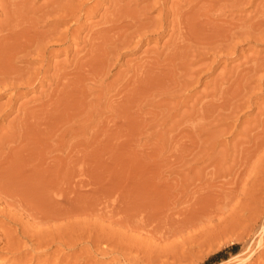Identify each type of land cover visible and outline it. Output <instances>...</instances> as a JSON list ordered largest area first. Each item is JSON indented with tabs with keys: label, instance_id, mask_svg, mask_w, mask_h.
Masks as SVG:
<instances>
[{
	"label": "rangeland",
	"instance_id": "obj_1",
	"mask_svg": "<svg viewBox=\"0 0 264 264\" xmlns=\"http://www.w3.org/2000/svg\"><path fill=\"white\" fill-rule=\"evenodd\" d=\"M116 1L114 2L113 0L110 3L111 0H108V2L107 0H75V2L74 0H0V39L3 38L0 43L4 44L9 37L14 38V36L16 41L21 39L18 36L20 37L19 34L23 30L28 37L30 35L29 38L32 40V43L29 41L32 45L29 43L28 46L33 47L36 43L39 44V42H35L37 39L33 40L37 35L36 37L43 38L41 44H45L42 47L46 48L44 62L37 57L38 55L33 52L31 54V51L28 56L24 53L26 58L22 54L25 59L21 58V54L12 56L13 63L10 62V70L7 69L10 72L12 71L14 75L17 72L15 70L20 69L19 71L22 74L18 71L16 75L19 73L18 76L22 77L21 79L16 75L13 76V73L10 76L6 67H4V70L2 67L0 69V79H2L0 80V162H3L5 166L8 165L11 170L6 169L7 166H3L5 169L1 168L3 163H0V171H3L0 173L2 174L0 175V180L2 181L0 182V198H2L0 200V239L4 237L3 234L15 235L14 232L25 231L26 233L28 230L29 235L30 233L33 234L34 231L36 232L40 227L44 229L48 227L46 225H39L40 227H38V224L34 225L33 220L30 219L29 213L31 212L32 214V211L37 210L40 203L36 204V200L34 202V199H29L27 196L23 198L25 196L23 186L28 187L26 182L27 184L29 182L26 180L31 179L33 174L35 176L38 175L37 170L39 171L38 178L34 177L40 182L33 180V184L29 183L34 185V187L35 184L38 185L40 183H47V186L50 184V186H56L57 183L58 186V182L61 180L60 186L65 188L66 183L71 180L70 183L73 186L75 185L76 188L80 186L83 189L88 188L87 190H77L78 188L74 189L75 186H71L73 187L72 190L74 189L77 193L79 191L78 194L80 195L84 194V192L86 193V191L90 192H88L89 195H94L100 184L99 189L101 186H111L109 188L117 192L120 191L118 194L123 198L121 199L122 213L125 211L123 217L127 220L135 218L138 221L139 219L137 218H141L143 220L140 219L141 222L146 227L137 228V232V229L132 230L130 228V231L129 228L124 226L108 224L105 230L112 232L117 239L128 236L130 240L127 238L122 241H125L122 244L127 247L125 251L130 253V255L132 254V257L137 258L141 264H251V262L254 264L257 259L255 264L257 262H259L258 264H264V261H261V259L264 260V244H262L264 241H261L264 240L262 239L264 237H260L264 236V142H261L264 141L262 139L264 137H261L264 136V130H262L264 129L262 127L264 126V118H262L264 117L262 115L264 112L261 111L264 110V86H262L264 83L260 84L261 80L264 81L262 79L264 78V71L260 68L264 67H256V65L264 64V41H260V43L258 41L241 43L239 42L240 39H238L239 41L232 39L228 44L235 45L237 49L233 50L230 48L231 50L227 49L228 52L226 49H220L218 53L216 52L217 50L208 51V46L198 45L193 38L191 40L182 39L184 43L181 42V38H179L180 31H177V28L173 26L176 31L172 30L170 22L168 23L169 20H172V17L168 19V16L165 18V23L168 20L167 23L169 25L165 24L163 26L162 29L164 31L161 30L159 24L155 25V27L151 26V24L146 25L144 29H149L148 31L141 29V32H144V34L142 32L143 36L150 37L147 38L148 40L141 38L142 42L141 40L137 41L140 38L137 36V40L134 39V42L137 41V43L127 39V37L126 40L128 42H125L124 33H127L125 28L123 32L122 30L120 31V34L116 31V33L106 34L103 40L101 39L102 41L98 40L97 44L94 39L91 40V35L97 32L98 29L100 30L101 27L104 28L106 19L111 18L109 15L115 9L114 3ZM123 1L118 3L120 8L129 2V0ZM160 1L164 2L159 7H154L151 0H142V3H146L152 9L149 10L148 6L141 5L148 7L144 13L147 12L148 16L150 14L149 23L152 20L154 21V19L157 20L164 12L166 13L167 9L171 11L173 4L178 7L179 5L177 4L179 3L180 7L183 6V9L181 8L183 11L190 12L189 17L194 20L196 17L198 18H196L197 21L195 20L196 23H210L208 25H211L213 30V26L216 29L223 25L226 26L225 24L233 19L230 24L235 22V24H238L237 19L239 17L240 21L245 23V20L248 21L251 17L252 23L259 16L261 7H264V4H262L264 0H255L256 4L254 0L253 2L252 0H234V2L236 1L235 3L233 0L232 3H229L231 0H211L212 3L214 2L213 4H211L210 0H205V2L204 0H198V2L196 0ZM243 1H246V3ZM194 2L197 4L195 5ZM132 3H129V5L131 4L130 10L135 7ZM184 3L186 5H183ZM189 3L195 7L188 6ZM218 3H221V6ZM223 3L226 4L224 5ZM237 3L240 4L237 5ZM110 4L114 6H111V9L108 7ZM162 4H164L163 7ZM217 4L220 7L219 9L216 6ZM13 6L14 9L11 8ZM200 7H202V10H200ZM238 7H241V9ZM16 8L17 11H15ZM208 8L210 10L213 8L215 12L211 10L209 14ZM236 8L238 12L244 11L243 15L246 14L248 16L249 14V19H247L246 15L242 16L241 13H238ZM51 9H54L55 12L46 15V12ZM18 10L23 12L20 13ZM45 10L47 11L45 12ZM79 10L81 11L79 12ZM218 10L224 15H220ZM231 10L235 12L232 13ZM226 11L227 13H225ZM160 12L162 13L160 14ZM230 12L235 14L236 17L240 14L241 16L237 18L235 15V18L232 15L227 16L226 14ZM205 13L209 15L206 16ZM251 13H255L254 15L252 14L253 18ZM64 14L65 17H62ZM123 14L124 12L122 11ZM14 15L16 16L14 17ZM25 15H27L29 20ZM66 15H69L70 18H68L69 16L66 17ZM107 15L109 18H106ZM32 16L34 18L40 17L35 18V21ZM127 16L125 15L126 19H128ZM200 16L204 18L205 23ZM18 18H20L22 23H17L19 22ZM104 18L105 21L103 22ZM24 19L27 20L25 21ZM126 19L123 22L128 24L129 22H126ZM225 19L228 21L225 22ZM148 21L143 22L148 23ZM249 21L246 24L247 26L250 24ZM16 23L18 26L15 25ZM20 24L21 27L19 28ZM215 24H218V27ZM148 26L151 29H156L153 30L155 34L157 32V36L153 30L150 31L151 29ZM16 29L18 36L14 33L17 32L15 31ZM11 31V36L6 35L11 33ZM115 34L118 36L116 37ZM151 34L153 35L151 36ZM110 35L113 37L111 38ZM121 35H124V37H120L119 40ZM177 37L179 39H176ZM109 38L114 39V42ZM121 38L122 41L124 40V46H120L122 44ZM116 39L118 40L117 42ZM174 40L179 42L175 43ZM172 41L176 45L171 43ZM190 41L195 44L193 43L192 45ZM236 41L238 46L232 44L236 43ZM102 43L104 47L100 45ZM116 43H119L118 47ZM94 44L98 45V51L95 56L88 54L90 52L89 49ZM172 45L175 48H172ZM191 45L192 47H190ZM202 46L205 47L203 48ZM198 47L200 48L197 49ZM115 48L116 50H114ZM191 48L202 54L206 53L204 56L207 57H199L203 55L201 53L194 54L195 51ZM111 49L115 51L111 53L112 56L109 55L112 51ZM185 49L188 51L183 52ZM175 50L179 53H176ZM190 50L191 52L189 53ZM171 53L175 56V59ZM215 53H217V57L221 54L218 57L219 59L215 57ZM107 54L110 57H107ZM197 54L201 55L197 56ZM97 55L98 57H96ZM92 56L94 57L92 58ZM184 56H189V58L185 57L186 59H184ZM97 58L98 62L96 61ZM199 58L202 59L200 60ZM101 59L105 61L103 62ZM188 59L190 62L187 61ZM180 60H183L182 62L185 65H182L183 63L179 64ZM22 63L24 64L22 65ZM41 65L45 67H41L43 69L39 70V72L35 71L41 69ZM21 66L26 69H22L24 72H22ZM89 66H94L95 68ZM178 66L183 69H179ZM248 66L249 68H247ZM184 67H187V69ZM255 67L259 71H255L254 73L256 74H248ZM33 71L36 72L35 75ZM198 71L200 72L195 74ZM243 75L246 76L247 80ZM8 76L10 77L9 79L7 78ZM5 78H7L6 81ZM23 79H28V81L22 82L21 80ZM187 79L188 81H186ZM224 79L227 81H224ZM181 80L183 82L179 84L178 81ZM253 81L254 83H252ZM175 82L178 85H176L177 83L174 84ZM187 82L192 84L187 85ZM8 85H12V87L10 86V88ZM6 87H9V89L6 90ZM213 90H215V94ZM256 117L258 121H256ZM33 119H36V121L34 122ZM255 123L258 125H255ZM260 123L262 126H260ZM15 156H17L19 161L17 159V162H15ZM6 160L8 161L7 163L5 162ZM82 162H85V164ZM12 163L13 167H10L9 164ZM23 167H26V169H23ZM81 168L87 171L88 174L85 172L86 177H84ZM21 169L20 174L18 170ZM79 170L81 171V178ZM24 171L25 173L33 171L30 174L31 177L29 176L30 172H27V175ZM70 171L78 172V174L69 175L68 173H73ZM5 173L10 174V176ZM11 173L14 174L13 180L10 178L12 182L9 181V183L5 182L3 184L6 180L8 182L9 178H6L7 176L12 177ZM64 174H67L68 177H64ZM22 175H26V177ZM3 178L6 180L3 181ZM20 178H23L25 185H21L22 180ZM82 178H87L85 181H88L86 184L89 186L79 183H84V179L80 180ZM15 179L18 181L14 183ZM32 179L29 181L32 182ZM76 179L79 180L77 181ZM23 181L22 183H24ZM76 181L80 186L77 183V185L74 184ZM89 181L91 183L96 182L97 187H93V189L96 188L95 190L92 189L91 191L90 187L95 182L91 184ZM14 184L22 187H17L21 192H19V189L17 190L19 195L23 193L20 196L23 202H20L18 197H16L18 199L14 197L12 201L5 196L6 194L12 195L9 193V189ZM2 188L4 190L9 189L4 191ZM74 190L73 192H75ZM33 191L29 192V196L36 194L35 190ZM73 192L70 193L73 194ZM77 193H74V196L76 194L75 197L72 194L69 196L66 194V197L67 199L76 198ZM88 193L84 195L87 196ZM127 194L128 196L126 197ZM84 195L81 197L84 198ZM42 196L43 194L41 193ZM26 198H28V201ZM110 200L112 201V198ZM29 201L36 205L26 204ZM111 201L109 205L113 207ZM14 202L19 203L16 205ZM20 203L24 205L22 204L21 206ZM25 205L32 207H26ZM12 206H16V208ZM20 206L22 209H17ZM3 208L4 210H2ZM12 208L19 210V214L14 209L12 214ZM31 208H34V210H31ZM135 210L138 214H136ZM131 211L135 214L131 213ZM24 214H26L25 217ZM72 217H69L70 220L62 218L69 221L76 220L75 222H70L71 224L62 219H58L57 221L59 222L56 220L51 222L49 226L53 229L51 231L56 229L55 231L61 232L62 230L61 233H65L63 234L64 237L70 236L69 238H71L85 228L87 232L93 231L95 233V231H98L97 229L100 230L103 222L96 216H90L94 217V219L89 216L87 218L84 215L83 217L81 215ZM78 218L82 220L81 223L83 224L79 223ZM82 218H84V222ZM21 219H24L25 223ZM87 220L88 222H86ZM90 220L96 221L92 222ZM15 222H17L18 226H23L18 227ZM60 222L64 225L58 227L59 224L57 225V223ZM52 226L56 227L53 228ZM61 226L66 229L64 228L63 230ZM20 228L22 229L21 231ZM92 228L95 230H92ZM67 230L70 232L69 235ZM122 234L125 236H122ZM126 241L128 242L126 243ZM131 242L133 243L130 244ZM255 244H260V246L258 245L257 248ZM3 247L5 248L0 243V264H25L26 262V264H49L45 262V255H39L35 261L24 262L26 259L23 260L22 257L18 256L17 250L15 251L13 248L4 250L2 249ZM253 247L256 249H252ZM250 252L253 254H250ZM245 254L251 255L249 259ZM244 256L247 259L245 262L243 260ZM128 262L127 260L126 263L128 264ZM129 264L132 263L129 262Z\"/></svg>",
	"mask_w": 264,
	"mask_h": 264
},
{
	"label": "bare ground",
	"instance_id": "obj_2",
	"mask_svg": "<svg viewBox=\"0 0 264 264\" xmlns=\"http://www.w3.org/2000/svg\"><path fill=\"white\" fill-rule=\"evenodd\" d=\"M110 1V0H109ZM112 1L113 0H111V2L110 3H112ZM123 0H117L116 1V3H114L115 2V0H114V6H115V9H113L112 10V14H108L109 16H111V18H109V16L107 15L106 16V18L108 17L109 19H106V22H105V24H104V28H100V30L98 29V31L97 32H95V33H92V35H91V40L92 39H94L95 41V43H97L98 44V40H103V37H105V35L106 34H109V33H114L115 31L116 32H119V34L121 33L120 31L122 30V32H123V29H125L126 28V30H127V33L125 34L124 33V35H125V42H128L127 40H126V37H127V39H129V40H133V42H134V39L135 40H137V36H139L138 38V40L137 41H140L141 40V38H144V39H146V40H148L147 38L149 37V36H146L145 37V35L143 36L142 35V32H141V29H143L144 31L145 30H149V29H144V28H146V25H150L151 24V26H153V27H155V25L157 26V24H159V26H160V28H161V30H163L162 28H163V26H165V24H168L169 22H170V26H171V28H172V30L176 27L177 28V31L179 30L180 31V33H179V38H181V42H183L184 43V41L183 40H185V39H189V40H191L192 38L195 40V42H197L198 43V45L200 44V46L201 45H206V46H208V51H210V50H217L216 52L218 53V50H225L226 49V51H227V49H233V50H235V49H237L236 48V46L234 45H229L228 43L229 42H231L230 40H234V39H236V40H238V39H240V41L239 42H252V41H258L259 43H260V41H264V7H261L260 9H261V11H260V14H259V16L256 18V20L255 21H252V23H251V17H250V19L248 18V16H249V14H248V12H247V14H248V16H247V19H249L248 21H249V23L250 24H248V26L246 25L247 24V20H245L246 21V23L245 22H242V21H240V17L239 16H241V14H242V16H245V15H243V12H238V9L236 10L238 13H241L240 15H238L237 17H239L237 20H238V24H230V22H232L233 20H231L229 23H226L225 25L226 26H222V27H219V28H215V26H213L214 27V30H213V28H211V25L209 26L208 24H210V23H208L207 24V22H206V24H198V23H196L195 22V20H196V18H195V20L193 19V18H191V17H189V13L190 12H187L186 10L185 11H183L182 9V7H180V4L178 3H176L177 5H179L178 7L177 6H175V4H173L174 6L172 7V9H171V11H168V9H167V11H166V13L164 12L157 20H155L154 19V21L152 20L150 23H149V21L148 20H150V18H149V16H150V14H149V16L146 14V13H144L145 12V10H146V8H148L149 6L145 3H142V0H135V1H133V0H129V2H127L128 4H126L124 7H119V5H118V3H121ZM150 1V0H149ZM152 2V6H154V7H156V6H160L161 5V3H163V2H161L160 0H151ZM184 1V0H183ZM182 1V2H183ZM188 1H191V0H188ZM193 1V0H192ZM197 2H198V0H196ZM206 1H209V0H206ZM211 1V0H210ZM220 1H222V0H220ZM227 1V0H226ZM229 1V0H228ZM237 1V0H236ZM235 1V2H236ZM239 1V0H238ZM7 2V1H6ZM10 2V1H9ZM67 2V1H66ZM70 2V1H69ZM74 2H75V0H74ZM107 2H108V0H107ZM124 2V1H123ZM131 2H133L132 3V5H134L135 7H134V9L132 8V10H130V6H131V4L129 5V3H131ZM144 2V1H143ZM147 2V1H146ZM204 2H205V0H204ZM217 2V1H216ZM233 2H234V0H233ZM234 2V3H235ZM243 2H245L246 3V1H243ZM249 2V1H248ZM251 2V1H250ZM252 2H253V0H252ZM251 2V3H252ZM262 2H264V1H262ZM3 3V2H2ZM8 3V2H7ZM99 3V2H98ZM151 3H150V5H151ZM191 3V2H190ZM190 3L188 4V6H192V5H190ZM195 3V5L197 4L196 2H194ZM199 3H200V1H199ZM202 3V2H201ZM207 3V2H206ZM214 3V2H213ZM212 3V1H211V4H213ZM229 3H232V0H231V2L229 1ZM233 3V4H234ZM244 3V4H245ZM251 3H249L250 5H251ZM254 3L256 4V2H255V0H254ZM13 4V3H12ZM12 4H10V5H12ZM19 4V3H18ZM65 4V3H64ZM107 4H109V3H107ZM145 5V6H148V7H144V6H141V5ZM182 4V3H181ZM205 4V3H204ZM209 4V3H208ZM218 4H220V6H221V3H218ZM218 4L216 5V6H218ZM224 5L226 4V3H223ZM222 4V5H223ZM238 4H240V3H237V5ZM254 4V5H255ZM262 4H264V3H262ZM14 6H15V4H13ZM21 5V4H20ZM71 5V4H70ZM113 5V4H112ZM111 4L110 5H108V7H110V9H111V6H112ZM124 5V4H123ZM163 5L164 4H162V7H163ZM183 5H186L185 3L183 4ZM199 5V4H198ZM227 5H228V2H227ZM235 5V4H234ZM259 5H261V3H259ZM14 6L13 7H11V8H13L14 9ZM79 6H80V4H79ZM97 6H98V4H97ZM114 6H112V7H114ZM206 6V5H205ZM212 6V5H211ZM215 6V7H216ZM257 6H258V4H257ZM20 7V6H19ZM24 7V6H23ZM161 7V8H162ZM187 7V6H186ZM193 7H195V6H192V8ZM209 7V6H208ZM214 7V8H215ZM229 7H231V6H229ZM245 7H246V5H245ZM248 7H250V6H248ZM252 7V6H251ZM259 7V6H258ZM10 8V9H11ZM21 8V7H20ZM63 8H65V7H63ZM68 8V7H67ZM70 8V7H69ZM79 8H81V7H79ZM150 8V7H149ZM160 8V9H161ZM182 8V9H181ZM201 8V9H200ZM200 8H198V9H200V10H202V7H200ZM203 8H204V5H203ZM220 7L218 6V9H219ZM224 8V7H223ZM222 8V9H223ZM226 8V7H225ZM239 8V7H238ZM55 9V8H54ZM54 9H51V10H45V12H46V15H50V14H53L54 12H55V10ZM73 9V8H72ZM84 9V8H83ZM165 9V8H164ZM187 9V8H186ZM189 9V8H188ZM191 9V8H190ZM197 9V10H198ZM209 9V8H208ZM221 9V10H222ZM232 9V8H231ZM239 9H241V7L239 8ZM244 9V8H243ZM242 9V10H243ZM259 9V10H260ZM62 10V9H61ZM75 10V9H74ZM149 10H152L151 8L149 9ZM193 10V9H192ZM204 10V9H203ZM211 10H213V8L211 9ZM210 9H209V14H210V11H211ZM234 10V9H233ZM255 10V9H254ZM11 12H12V10H10ZM15 11H17V8H16V10ZM14 11V12H15ZM19 12H20V10H18ZM59 11H60V9H59ZM63 11H64V9H63ZM81 10H79V12H80ZM122 11L124 12V16L122 15ZM162 11V10H161ZM193 11H196V10H193ZM205 11H207V10H205ZM214 11V10H213ZM229 11V10H228ZM241 11V10H240ZM252 11V10H251ZM256 11V10H255ZM21 12H23L22 10H21ZM20 12V13H21ZM42 12H44L43 10H42ZM41 12V13H42ZM74 12V11H73ZM109 12V13H110ZM127 12H129V13H127ZM151 12V11H150ZM196 12H198V11H196ZM200 12V11H199ZM215 12V11H214ZM220 12V15H224V13H222L221 14V11H219L218 10V13ZM231 12H232V10H231ZM231 12L230 13H228V14H230V15H228V14H226L227 16H233V18H235L236 17V15L235 14H231ZM233 12H235V11H233ZM232 12V13H233ZM20 13H18V15H20ZM38 13V12H37ZM48 13V14H47ZM71 13H72V10H71ZM127 13V14H126ZM162 12H160V14H161ZM208 13V12H207ZM225 13H227V11L225 12ZM246 13V12H245ZM11 14V13H10ZM14 14V13H13ZM56 14H57V11H56ZM67 14V13H66ZM69 14V13H68ZM209 14H207V15H209ZM211 14H213L212 12H211ZM253 13H251V15H252ZM255 14V13H254ZM253 14V15H254ZM8 15V14H7ZM12 15V14H11ZM17 15V14H16ZM16 15H14V17L16 16ZM17 15V16H18ZM44 15V14H43ZM125 15H128L127 16V18L128 19H126V17H125ZM191 15V14H190ZM194 15V14H193ZM205 15H206V13H205ZM206 15V16H207ZM234 15H235V17H234ZM253 15H252V18H253ZM5 16V15H4ZM24 16V15H23ZM26 17H27V15H25ZM69 15H66V17H68ZM169 16V18L168 19H170V17H172L171 19V21L169 20H167L168 21V23H167V21H166V23H165V18H167ZM212 16H215V15H212ZM256 16V15H255ZM254 16V17H255ZM9 17H10V15H9ZM12 17V16H11ZM26 17H24V18H26ZM33 17V16H32ZM38 17H40V16H38ZM38 17H35V18H38ZM62 17H65V14H64V16H62ZM61 17V18H62ZM123 17H125V18H123ZM151 17V16H150ZM236 17V18H237ZM20 18H21V20H22V17L20 16ZM20 18H18L19 19V22H17V23H20L21 22V20H20ZM34 18V17H33ZM34 18V19H35ZM52 18V17H51ZM68 18H70V16L68 17ZM153 18V17H152ZM155 18V17H154ZM200 18L201 19H203V22H204V18H202L201 16H200ZM227 18V17H226ZM231 18V17H230ZM17 19V18H16ZM27 19H28V17H27ZM26 19V20H27ZM31 20H32V18H30ZM40 19V18H39ZM124 19H126V22H129L128 24H125L124 22H123V20ZM198 19V18H197ZM209 19H210V16H209ZM243 19V18H242ZM25 20V19H24ZM25 20V21H26ZM29 20V19H28ZM129 20V21H128ZM221 20V19H220ZM254 20V19H253ZM17 21V20H16ZM23 21V20H22ZM33 21V20H32ZM35 21H36V19H35ZM38 21H40V20H38ZM105 21V18H104V20H103V22ZM143 21H145V22H147L148 21V23H145V22H143ZM197 21V20H196ZM209 22H210V20H208ZM215 21H217V20H215ZM226 21H228V20H226L225 19V22ZM219 23H220V21H218ZM222 22V21H221ZM224 22V23H225ZM17 23L15 24V25H17ZM22 23V22H21ZM31 23V22H30ZM171 23H172V25H171ZM205 23V22H204ZM212 23H213V19H212ZM216 23V22H215ZM218 23V24H219ZM223 23V24H224ZM6 25H7V23H5ZM218 24L216 25V27H218ZM221 24V23H220ZM228 24V25H227ZM103 25V24H102ZM107 25V26H106ZM145 25V26H144ZM169 25V24H168ZM214 25V24H213ZM9 26V25H8ZM18 26V25H17ZM106 26V27H105ZM174 28H173V27ZM198 26H200V27H198ZM3 27V26H2ZM21 27V24H20V26H19V28ZM24 27V26H23ZM32 27V26H31ZM149 27V26H148ZM147 27V28H148ZM167 27V26H166ZM169 27V26H168ZM6 28V27H5ZM9 28H11V27H9ZM9 28H7V29H9ZM30 28V27H29ZM150 28V27H149ZM159 28V29H160ZM170 28V27H169ZM170 28V29H171ZM6 29V30H7ZM23 29V28H22ZM25 29V28H24ZM151 29V28H150ZM153 29H155V28H153ZM153 29H151L150 31H152ZM159 29H157V30H159ZM216 29V30H215ZM5 30V31H6ZM25 30H27V29H25ZM125 30V31H126ZM156 30V29H155ZM171 30V32H173ZM175 31H176V29H174ZM2 31H4V30H2ZM15 31H17V29L15 30ZM22 31V32H21ZM20 32H21V34H19L20 35V37L17 35V33H18V31L17 32H14L15 33V35L16 36H18V38H21V39H17V41H16V39H14L15 38V36H14V38H11V37H9V39H7L6 41H5V43L4 44H1L0 43V69H1V67H2V69L4 70L5 68L4 67H6V70H7V72L10 70L9 69V67H10V62H12V56H14V55H18V54H21V58H24L23 57V55H24V53L28 56V54H29V52L31 51V54H32V52L35 54V55H38L37 57H39L40 59H42V61L44 62V60L43 59H45L46 57L44 56V54H45V52H46V48L45 47H42L43 45H45V44H41L42 42H43V38H41V37H36L37 35L36 34H33V35H36L34 38H33V40L35 41L36 39V41L35 42H39V44H35V45H33V47L32 46H28L29 45V43L32 41V40H30V35H29V37H28V35H27V33H24L23 32V30H21ZM28 31V30H27ZM149 31V32H150ZM164 31V30H163ZM7 32V31H6ZM9 32V31H8ZM28 32H31V31H28ZM115 32V33H116ZM153 32H154V30H153ZM158 32H162V31H158ZM32 33V32H31ZM34 33V32H33ZM11 34H12V31H11V33H9V34H6V35H8V36H11ZM141 34V35H140ZM143 34H144V32H143ZM145 34H146V32H145ZM154 34H155V32H154ZM156 34H157V32H156ZM155 34V35H156ZM3 35V34H2ZM51 35V34H50ZM113 35V34H112ZM112 35H110V37L112 38L113 36ZM116 35V34H115ZM124 35H121V36H119V40H120V37H124ZM150 35V34H149ZM153 34H151V36H152ZM177 36H178V34H176ZM7 36V37H8ZM118 35H116V37H117ZM157 36V35H156ZM159 36V35H158ZM173 36V35H172ZM175 36V35H174ZM0 37H1V35H0ZM12 37H13V35H12ZM116 37H114V38H116ZM176 37V36H175ZM62 38V37H61ZM111 38H109V39H111ZM150 38V37H149ZM152 38V37H151ZM174 38V37H173ZM178 37L176 38V39H179ZM1 39H3V38H1ZM0 39V40H1ZM108 39V41H110ZM118 39V38H117ZM116 39V42L118 41ZM124 39V38H123ZM175 39V38H174ZM183 39V40H182ZM5 40V39H4ZM101 40V41H102ZM112 41L114 40V39H111ZM30 41V42H29ZM33 41V42H34ZM90 41V40H89ZM97 41V42H96ZM121 41H122V38H121ZM137 41L136 42H134V43H137ZM4 42V41H3ZM88 42V41H87ZM92 42V41H91ZM91 42H89V43H91ZM94 42H92V43H94ZM100 42V41H99ZM114 42V41H113ZM141 42H142V40H141ZM174 42H175V40H174ZM173 41L171 42V43H174ZM177 42H179V41H176L175 43H177ZM180 42V43H181ZM191 42V41H190ZM257 42V43H258ZM32 43V42H31ZM30 43V44H31ZM88 43V44H89ZM91 43V44H92ZM132 43V42H131ZM174 43V44H175ZM186 43H188L187 41H186ZM194 43V42H193ZM193 43L191 42V44L193 45ZM237 41H236V43H232V44H236L237 45ZM40 44H41V46H40ZM97 44H94V45H92L91 46V48L89 49V51L90 52H88V54L90 53V55H96V52L98 51V45ZM109 44V43H108ZM117 44V47L119 46V43H116ZM124 44V40L122 41V44L120 45V46H124L123 45ZM127 44V43H126ZM130 44V43H129ZM173 44V45H174ZM195 44V43H194ZM248 44V43H247ZM32 45V44H31ZM90 45V44H89ZM100 45H103V43L102 44H100ZM173 45H172V48H175V46L173 47ZM176 45V44H175ZM180 45V44H179ZM185 45V44H184ZM188 45H190V44H188ZM187 45V46H188ZM192 45L190 46V47H192ZM227 45H229V46H227ZM244 45V44H243ZM127 46V45H126ZM182 46V45H181ZM195 46V45H194ZM238 46V45H237ZM103 47H104V45H103ZM103 47H101V48H103ZM115 47V46H114ZM116 47V48H117ZM185 47H186V45H185ZM203 47V46H202ZM205 47V46H204ZM203 47V48H204ZM113 48V47H112ZM116 48L114 49V50H116ZM200 47H198L197 49H199ZM207 48V47H206ZM239 48V47H238ZM106 49H108V48H106ZM191 49H193V51H195V53L194 54H196V53H201V52H199V51H197V50H194V48H191ZM230 49V50H231ZM100 50V49H99ZM112 50V49H111ZM114 50H112L111 52H110V54H109V52H108V54L109 55H111V53H114L115 51ZM201 50V49H200ZM106 51V50H105ZM108 51V50H107ZM176 51V50H175ZM174 51V52H175ZM178 51H181V50H178ZM186 51H188V50H184L183 52H186ZM192 51V52H193ZM202 51V50H201ZM207 51V52H208ZM104 52V51H103ZM102 52V53H103ZM173 52V53H174ZM191 52V50L189 51V53ZM215 52V51H214ZM228 52V51H227ZM231 52V51H230ZM229 52V53H230ZM234 52V51H233ZM238 52V51H237ZM2 53V54H1ZM117 53V52H116ZM176 53H179V52H177L176 51ZM176 53H175V55H176ZM188 53V54H189ZM217 53H215V57H217L216 56V54ZM220 53V52H219ZM221 53H223L222 51H221ZM226 53V52H225ZM228 53V54H229ZM236 53V52H235ZM23 54V55H22ZM107 54V57L109 56ZM172 54V53H171ZM181 55H182V53H180ZM184 54V53H183ZM193 54V53H192ZM202 54V53H201ZM201 54H197V56L198 55H201ZM206 54V53H205ZM205 54H202L203 56H199V57H207V56H204ZM231 54V53H230ZM234 54V53H233ZM173 55V54H172ZM178 56H179V54H177ZM180 55V56H181ZM186 55H187V53H186ZM208 55V54H207ZM212 55V54H211ZM221 55V54H220ZM220 55H218V57L220 56ZM223 55V54H222ZM224 55H226V54H224ZM25 56V55H24ZM94 56H92V58L94 57ZM99 56H101V55H99ZM106 56V55H105ZM112 56V55H111ZM174 56V55H173ZM191 57H192V55H190ZM196 58H197V56L196 55H194ZM209 56V55H208ZM36 57V58H37ZM96 57H98V55L96 56ZM110 57V56H109ZM177 57V56H176ZM185 57H187V56H184V59H186ZM217 57V58H218ZM19 58V57H18ZM25 58H26V56H25ZM24 58V59H25ZM91 58V59H92ZM102 58V57H101ZM183 58V57H182ZM187 58H189V56L187 57ZM202 58H199L200 60L202 59ZM27 59H29L28 57H27ZM174 59H175V56H174ZM191 59V58H190ZM193 59V58H192ZM195 59V58H194ZM219 59V58H218ZM19 60V59H18ZM34 60V59H33ZM24 61V60H23ZM22 61V62H23ZM26 61V60H25ZM28 61V60H27ZM30 61V60H29ZM41 61V62H42ZM97 62H98V58H97V60H96ZM101 61H103V59H101ZM105 61V60H104ZM103 61V62H104ZM179 61V60H178ZM181 62H179V64L180 63H183L182 65H185L184 64V62H182L183 60H180ZM187 61H189L190 62V60L188 59ZM192 61V60H191ZM255 61V60H254ZM21 62V61H20ZM31 62H35V61H31ZM40 62V61H39ZM174 62H175V60H174ZM194 62V61H193ZM195 62L197 63V61L195 60ZM252 62H253V60H252ZM7 63H8V65H7ZM13 63V62H12ZM25 63V62H24ZM24 63H22V65L24 64ZM28 63V62H27ZM95 63V62H94ZM106 63H107V60H106ZM173 63V62H172ZM176 63H178V62H176ZM200 63V62H199ZM256 63V62H255ZM21 64V63H20ZM29 64V63H28ZM32 64V63H31ZM31 64H30V66H31ZM35 64V63H34ZM201 64V63H200ZM252 64V63H251ZM261 64V63H260ZM103 65V64H102ZM104 65H105V63H104ZM103 65V66H104ZM255 65V64H254ZM13 66H14V64H13ZM26 66V65H25ZM202 66V65H201ZM203 66H205V65H203ZM253 66V65H252ZM251 66V67H252ZM41 67H43V65H41L40 66V68ZM45 67V66H44ZM43 67V68H44ZM89 67H94V66H89ZM256 67H264V64H261V65H256ZM256 67H255V69H256ZM9 70H8V69ZM19 68V67H18ZM18 68H15V69H18ZM24 67H22L21 66V70L23 69ZM43 68H41V69H38V70H35V71H37V72H39V70H42ZM95 68V67H94ZM178 68L179 69H183V68H180L179 66H178ZM184 68H186L187 69V67H184ZM247 68H249V66L247 67ZM201 69V68H200ZM202 69H203V67H202ZM201 69V70H202ZM252 69V68H251ZM254 69V68H253ZM250 70V71H252V72H250V73H248V74H251V73H254L255 71H259L258 69H256V70ZM260 69H262V71H264V68H260ZM3 70H2V72H3ZM6 70H5V72H6ZM20 69H18V70H15V72L17 71H19ZM24 70H26L25 68H24ZM28 70V69H27ZM193 70V69H192ZM197 70H198V68H197ZM249 70V69H248ZM30 71H31V68H30ZM183 71V70H182ZM195 71V70H194ZM17 72H16V74H17ZM22 72H24L23 70H22ZM34 72V71H33ZM186 72V71H185ZM184 72V73H185ZM196 72V71H195ZM194 72V73H195ZM200 71H198L197 73H195V74H198ZM243 72H245V71H243ZM9 73H10V76H11V73H13L12 71L10 72L9 71ZM19 73H21V71H19ZM19 73H18V75H19ZM35 73L36 72H34L33 74L35 75ZM183 73V74H184ZM189 73V72H188ZM259 73V72H258ZM257 73V74H258ZM3 74H5V73H3ZM3 74H2V77H3ZM7 75H8V73H6ZM15 74V75H16ZM22 74V73H21ZM24 74V73H23ZM26 74V73H25ZM27 74H29V73H27ZM32 74V73H31ZM39 74V73H38ZM187 74V73H186ZM195 74H193V75H195ZM244 74V73H243ZM248 74H245V75H248ZM254 74H256V73H254ZM14 75V73H13V76H15ZM18 75H16V76H18ZM242 75V74H241ZM245 75H243V76H245ZM1 76V75H0ZM22 76H25V75H22ZM240 76V75H239ZM249 76V75H248ZM252 76V75H251ZM179 77H180V75H179ZM184 77V76H183ZM192 77H194V76H192ZM254 77V76H253ZM8 79L10 78L9 76L7 77ZM7 78H5V81L7 80ZM14 78V77H13ZM18 78H22V77H19L18 76ZM181 78H182V76H181ZM180 78V79H181ZM191 78V77H190ZM195 78V77H194ZM198 78V77H197ZM244 78H246V76L244 77ZM243 78V79H244ZM3 79H4V77H3ZM192 79V78H191ZM227 79V78H226ZM226 79H224V81L226 80ZM237 79V78H236ZM253 79H255V78H253ZM259 79H261V78H259ZM262 79H264V78H262ZM0 80H2V79H0ZM184 80H185V77H184ZM196 80V79H195ZM198 80V79H197ZM223 80V79H222ZM228 80V79H227ZM226 80V81H227ZM246 80H247V78H246ZM246 80H243V81H246ZM4 81V80H3ZM22 82L23 81H25V82H27L28 81V79H23V80H21ZM186 81H188V79L186 80ZM190 81V80H189ZM194 81V80H193ZM201 81V80H200ZM221 81V80H220ZM241 81V80H240ZM239 81V82H240ZM254 81H256V80H254ZM254 81L252 82V83H254ZM260 81V80H259ZM259 81H258V83H259ZM179 82V84H180V82H183L182 80L181 81H178ZM257 82V81H256ZM261 83L260 84H262V83H264V81H260ZM177 82H175L174 84H176ZM221 83V82H220ZM223 83V82H222ZM244 83V82H243ZM248 83V82H247ZM250 83H251V80H250ZM3 84V83H2ZM173 84V83H172ZM183 84V83H182ZM181 84V86L183 87V88H185L183 85ZM188 84H192V83H188L187 82V85ZM196 84V83H195ZM198 84H199V82H198ZM259 84V85H260ZM176 85H178V83L176 84ZM197 85V84H196ZM200 85V84H199ZM251 85V84H250ZM253 85V84H252ZM259 85H258V87H259ZM6 86H7V84H6ZM9 86V85H8ZM11 87H12V85H10ZM9 86V87H10ZM21 86V85H20ZM245 86H246V84H245ZM262 86H264V85H262ZM261 86V87H262ZM0 87H1V84H0ZM9 87L6 89V90H8L9 89ZM10 87V88H11ZM247 87V89H248V86H246ZM249 87H251V86H249ZM3 88V87H2ZM1 88V89H2ZM176 88H177V86H176ZM178 88H179V86H178ZM240 88H242V87H240ZM255 88V87H254ZM181 89V88H180ZM216 89V88H215ZM245 89V88H244ZM250 89V88H249ZM177 90H179V89H177ZM184 90V89H183ZM178 92V91H177ZM215 92V90H213V93ZM215 94V93H214ZM181 98H182V96H181ZM178 102V101H177ZM179 102H180V99H179ZM178 105V104H177ZM262 112H264V110H261ZM261 113V112H260ZM35 114V113H34ZM261 115V114H260ZM262 115H264V114H262ZM36 116V115H35ZM34 116V117H35ZM258 116V115H257ZM32 117H33V115H32ZM36 118V117H35ZM261 118V117H260ZM262 118H264V117H262ZM34 120V122L36 121V119H33ZM260 120H262V119H260ZM256 121H258L257 120V117H256ZM260 122V121H259ZM259 122H257V123H259ZM262 123V122H261ZM261 123H260V126H262L261 125ZM255 125H258V124H256L255 123ZM262 127H264V126H262ZM262 130H264V129H262ZM259 133H261L260 131H259ZM258 133V134H259ZM258 134H256V135H258ZM262 134V133H261ZM245 136H248V135H245ZM258 137V136H257ZM261 137H264V136H261ZM254 138H255V136H254ZM262 139H264V138H262ZM255 141V140H254ZM260 141V140H259ZM261 142H264V141H261ZM257 145V144H256ZM8 155V154H7ZM7 155H6V157H7ZM1 157V156H0ZM10 157V156H9ZM20 157V156H19ZM3 158V157H2ZM5 158V157H4ZM14 158V157H13ZM25 158H26V156H25ZM17 156H15V162H17ZM22 159H24V158H22ZM4 160V159H3ZM8 160V159H7ZM5 161L6 163L8 162V161ZM11 160V159H10ZM26 160V159H25ZM18 161H19V159H18ZM0 163H3V162H0ZM83 163V162H82ZM4 164V163H3ZM3 164H1V168H4L3 166H5V164L3 165ZM83 164H85V162L83 163ZM10 165V167H13L12 165H13V163L12 164H9ZM7 166V167H6ZM5 167H6V169H8L9 171H11L9 168H8V165H6ZM83 167H84V165H82ZM86 166V165H85ZM14 167H17V166H14ZM0 168V169H1ZM85 168V167H84ZM5 169V168H4ZM3 169V170H4ZM16 169H18V168H16ZM23 169H26V167L24 168L23 167ZM32 170V169H31ZM34 171H35V169H33ZM72 170V169H71ZM81 170H82V172L84 173V177H86L85 176V172L87 173V171L86 170H84V169H82L81 168ZM84 170V171H83ZM7 171V170H6ZM20 171H22V169L21 170H18V173H20L21 174V172ZM74 171V170H73ZM73 171H70V172H73ZM78 171V170H77ZM77 171H75V172H77ZM80 171V170H79ZM1 172H3V171H0V173ZM28 173H29V176L31 177V173L33 172V171H27ZM26 172V173H27ZM36 172H38V175H39V171H37L36 170ZM10 173V172H9ZM17 173V174H18ZM24 173H25V171H24ZM25 173V174H26ZM28 173H27V175H28ZM65 173H68V172H65ZM6 174V173H5ZM12 174V173H11ZM69 175H72V174H75V175H77L78 174V172L77 173H68ZM88 174V173H87ZM0 175H2V174H0ZM6 175H8V174H6ZM5 175V176H6ZM13 175L14 174H12L11 176L12 177H8V176H10V174L6 177V178H9L8 179V182H7V180L5 179V178H3V181L4 180H6V181H4L3 182V184L6 182V183H9V181H10V178H12L11 180H13ZM38 175H34L33 174V176H32V182H30L31 181V179H24V180H26V181H28L29 183H32L33 184V180L35 181H37L38 183L40 182V180H37L36 178H38L37 176ZM65 176L64 177H68V175L67 174H64ZM74 175V177L76 178V176ZM80 178H81V171H80ZM78 175V176H79ZM15 176H17V175H15ZM14 176V177H15ZM18 176H20L19 174H18ZM17 176V177H18ZM22 176H25L26 177V175H22ZM21 176V177H22ZM36 178H35V177ZM73 176V175H72ZM25 177H23V178H25ZM71 177V176H70ZM89 177V176H88ZM23 178H20L21 180L23 179ZM62 178V177H61ZM100 178V177H99ZM1 179V178H0ZM19 179V180H20ZM39 179H40V177H39ZM55 179V178H54ZM64 179H66V178H64ZM70 179V178H69ZM69 179H67L68 181H69ZM84 178H82V179H80V180H83ZM87 178H85L84 179V183H82V182H79L81 185L82 184H86V182H88V181H85ZM95 179H97V178H95ZM56 180V179H55ZM54 180V181H55ZM66 180V181H67ZM77 181L79 180V179H76ZM92 180H93V178H92ZM15 181H18L17 179H15L13 182L15 183ZM23 181V180H22ZM22 181H21V185H25V181H23L24 183H22ZM35 181V182H36ZM57 181V180H56ZM61 181V180H60ZM60 181L58 182L59 183V185L57 186V183H56V186H47V183L45 184V183H43V184H35V182H34V184H35V187H34V185H30L29 183V185L27 184V182H26V185L28 186V187H25V186H23V189H25L24 191H23V193H25L24 195V197L23 198H25L26 196L29 198V199H34L33 201L34 202H36V204L37 203H40L39 204V208H37V210H35V211H32L33 213L31 214V212L29 213L30 215L29 216H31V218L30 219H32L33 220V224L34 225H36V224H38V227H40L39 225H46V226H48V227H46L45 229L43 228H41L40 227V229H35L36 230V232L34 231L33 232V234H29L28 235V230H27V232L25 233V231L24 232H14L15 233V235L13 234V235H6V234H3L4 235V237L3 238H1L0 239V243L1 244H3V246H5V248L3 247L2 249H4V250H9L10 248H13V249H15V251L17 250L18 251V256H20V257H22L23 258V260L24 259H26V260H24V262L25 261H28V262H31V261H35V260H37V257L39 256V255H45L46 256V260H45V262H47V263H51L52 264V262H53V264H124V263H126L127 262V260L130 262V263H132V264H138V263H140L139 262V260L137 259V258H134V257H132L131 255H130V253H126V248L127 247H125L122 243H124V242H122L123 241V239H129V237L128 236H126V238L125 237H121V239H120V237H119V239H117V237L115 236V235H113L112 234V232L110 233L109 231H106L105 229H106V227H108V224L109 225H116V226H124V227H126V228H129V230L131 231V229L130 228H132V230L133 229H137V228H140V227H146V225H143V222H141V218H137V219H139V221L138 220H136L135 218V220L134 219H125L124 217H123V214L125 213V211H124V213H122V211H123V209L121 208V206H122V202H121V199H123V198H121L120 197V195L118 194V193H120V191L119 192H117V191H115L114 189H112V188H109V187H111V186H109V187H100V189H99V186L101 185H99L98 186V190H97V192L95 191V193H94V195H89V193L86 191V193H88L87 194V196H85L86 195V193L84 192V194H82V195H80V194H78L79 193V191H78V193L74 190V189H77L76 188V186H75V188L73 189L75 192H73V190H72V188L74 187L73 186V184H71L70 182H71V180H70V182H68V183H66V181H65V183H66V185H65V188H63V187H61L60 186ZM77 181L74 183V184H76L77 183ZM0 182H2L1 180H0ZM10 182H12V181H10ZM53 182V181H52ZM90 182V181H89ZM95 182V181H94ZM94 182H90L91 184H93ZM98 182V181H97ZM19 183H20V181H19ZM19 183H17V184H19ZM49 183H51V182H49ZM48 183V184H49ZM54 183V182H53ZM65 183H63V184H65ZM2 184V183H1ZM16 184V185H17ZM47 186H45V185ZM62 184V183H61ZM78 184V183H77ZM76 184V185H77ZM20 185V184H19ZM19 185H17V186H15V184L13 185V186H10V187H12V188H10L9 186V193L10 194H12V195H8V194H1V195H5V196H7V198H9V200H12L14 197L16 198V197H18V198H20V202H23V201H21V198L22 197H20V196H22L23 195V193H22V195H19V192H21V190L19 189V188H22L21 186L19 187ZM43 185V186H42ZM87 186H89L88 184H86ZM95 185V186H94ZM94 185H91L90 187H91V191H92V189H93V187H97V184H96V182H95V184ZM71 186H73V187H71ZM78 186H80L79 184H78ZM104 186V185H103ZM106 186H108V185H106ZM17 187H19V188H17ZM85 187V186H84ZM89 187V188H90ZM119 187V186H118ZM4 188H6V187H4ZM4 188H2L3 190H4ZM81 186L77 189V190H82L83 188H81ZM8 189H5L6 191L8 190ZM17 189H19V192H18V190ZM88 189V188H87ZM86 188H84L83 190H87ZM96 189V188H95ZM95 189H93V190H95ZM4 190V191H5ZM33 190H35V195H31V193H30V195L31 196H29V192L30 191H32V192H34ZM1 192V191H0ZM3 192V191H2ZM70 192H73V194L72 193H70ZM81 192V191H80ZM5 193V192H4ZM41 193L43 194V196L41 197ZM69 193V194H68ZM74 193H77V197L76 198H73V199H67V197H66V194L69 196V195H73L74 196ZM82 193V192H81ZM21 194V193H20ZM84 195V198L83 197H81V196H83ZM75 196H76V194H75ZM74 196V197H75ZM91 196V197H90ZM123 196V195H122ZM128 196V194L126 195V197ZM1 197H3V196H1ZM72 197V196H71ZM4 198V197H3ZM18 198H16V199H18ZM28 198H26L27 199V201H28ZM112 198V201L110 200ZM6 199V198H5ZM127 199V198H126ZM0 200H2V198H0ZM14 200V199H13ZM12 200V201H13ZM36 200V201H35ZM130 200H131V198H130ZM134 200V199H133ZM136 200V199H135ZM16 201V200H15ZM110 201L112 202L111 204H113V207L111 208L110 207V205H109V203H110ZM125 201V200H124ZM124 201H123V204H124ZM132 201V200H131ZM130 201V202H131ZM137 201H139V200H137ZM2 202V201H1ZM7 202V201H6ZM11 202V201H10ZM127 202H128V200H127ZM3 203H5L4 201H3ZM2 203V204H3ZM16 205L19 203H16V202H14ZM33 203V202H32ZM31 203V201H29V203L28 202H26V204H30V205H33V206H35L34 204H32ZM132 203V202H131ZM139 203H140V201H139ZM11 204H13L12 202H11ZM21 204V206H22V204L23 203H20ZM19 204V205H20ZM138 204V203H137ZM0 205H1V203H0ZM5 205V204H4ZM24 205V204H23ZM28 205H25L26 207L28 206ZM126 205V204H125ZM132 205V204H131ZM136 205V204H135ZM21 206L18 208L17 207V209H20L21 208ZM124 206V205H123ZM11 207V206H10ZM12 207H15L16 208V206H12ZM28 207H32V206H28ZM15 208H12L11 209V213H12V210L14 209L15 210ZM25 208V207H24ZM23 208V209H24ZM35 208V207H34ZM34 208H31V210H34ZM137 208V207H136ZM135 208V209H136ZM5 209H6V207H5ZM7 209L9 210V207H8V205H7ZM6 209V210H7ZM22 209V208H21ZM27 209V208H26ZM109 209V210H108ZM122 209V210H121ZM2 210H4V208L2 209ZM5 210V211H6ZM106 210V211H105ZM108 210V211H107ZM127 210V209H126ZM138 211H139V209H137ZM4 211V212H5ZM17 210H15V212H16ZM19 211V210H18ZM18 211H17V213H18ZM21 211H23V210H21ZM27 211H29V210H27ZM9 212V211H8ZM24 212H26V211H24ZM135 212H136V210H135ZM16 213V214H17ZM26 213H28V212H26ZM131 213H134L133 211H131ZM140 213V212H139ZM2 214H3V212H2ZM13 214V213H12ZM19 214V213H18ZM22 214V213H21ZM135 214V213H134ZM136 214H138V212H136ZM4 215V214H3ZM11 215V214H10ZM25 215L26 214H24V217H25ZM79 215H81L82 217H83V215L84 216H87V218H88V216L90 217V216H96V218H98V219H100V220H102L103 222H102V225H101V228H100V230L99 229H97L98 231H95V233L93 232H87L86 231V228L85 229H83V230H80V232L78 233L77 232V235L74 237V235H73V237H71V238H69V237H64V235L63 234H65V233H61L62 232V230H61V232H58V231H55L56 229H54V231H51V230H53L52 228H50L49 226H50V223L51 222H54L55 220L57 221L58 219H62V218H64V219H69L70 220V218L69 217H72V216H79ZM131 215V214H130ZM13 216V215H12ZM17 216V215H16ZM16 216H14L15 218H16ZM125 216H126V214H125ZM133 216V215H132ZM136 216V215H135ZM19 217V216H18ZM18 217H17V219H18ZM22 217V216H21ZM27 217H28V215H27ZM20 218V217H19ZM73 218V217H72ZM75 218V217H74ZM80 218V217H79ZM79 218H78V220H79ZM85 218V217H84ZM84 218H82L83 219V222L85 221L84 220ZM87 218H85V219H87ZM90 218H93L94 219V217H90ZM89 218V219H90ZM132 218V217H131ZM29 219V220H30ZM98 219H97V221H98ZM141 219V220H140ZM151 219V218H150ZM16 220V219H15ZM22 220V219H21ZM24 220V219H23ZM22 220V221H23ZM63 220V219H62ZM69 220H63V221H68L69 223L71 222L72 223V221H74V219L72 220V221H69ZM78 220H77V222H78ZM147 220V219H146ZM14 221V220H13ZM16 221H18V220H16ZM21 221V222H22ZM63 221H62V223H63ZM76 221V220H75ZM74 221V222H75ZM80 222L79 223H81V221L82 220H79ZM90 221H92V220H90ZM89 221V222H90ZM96 221V220H95ZM95 221H92V222H95ZM143 221V220H142ZM149 221V220H148ZM57 222H59V221H57ZM86 222H88V220L86 221ZM85 222V223H86ZM145 222V221H144ZM16 224H17V222H15ZM23 223H25L24 221H23ZM27 223H30V222H27ZM61 223V222H60ZM60 223H57V225H58V227L60 226V225H62V223L60 224ZM67 223V222H66ZM65 223V224H66ZM68 223V224H69ZM70 223V224H71ZM84 223V224H85ZM145 223H147V222H145ZM150 223V222H149ZM75 224V223H74ZM81 224H83V223H81ZM80 224V225H81ZM92 224V223H91ZM90 224V225H91ZM97 224V223H96ZM104 224H107V225H105L104 226ZM151 224V223H150ZM153 224H154V222H153ZM32 225V224H31ZM55 225V224H54ZM64 225V224H63ZM62 225V226H63ZM73 225V224H72ZM72 225H70V227H72ZM75 225H77V224H75ZM75 225H74V227H75ZM80 225H78V226H80ZM89 225V224H88ZM93 225V224H92ZM148 225V224H147ZM156 225V224H155ZM17 226H18V224H17ZM16 226V227H17ZM23 225H19L18 227H22ZM26 226V225H25ZM61 226V227H62ZM69 226V225H68ZM100 226V225H99ZM98 226V227H99ZM151 226V225H150ZM17 227V228H18ZM27 227H28V224H27ZM35 227H37V226H35ZM37 227V228H38ZM53 227V226H52ZM56 227V226H55ZM55 227H53V228H55ZM82 227V226H81ZM80 227V228H81ZM88 227H90V226H88ZM94 227H95V223H94ZM148 227V226H147ZM30 228V227H29ZM63 228V230H64V228L65 227H62ZM83 228V227H82ZM91 228V227H90ZM89 228V229H90ZM31 229V228H30ZM29 229V230H30ZM57 229H59V228H57ZM66 229V228H65ZM67 229H69V228H67ZM75 229V228H74ZM94 228H92V230H93ZM141 229V228H140ZM145 229V228H144ZM147 229V228H146ZM154 229V228H153ZM16 230V229H15ZM22 229L20 228V231H21ZM78 230V231H79ZM95 230V229H94ZM134 230V231H135ZM32 231V230H31ZM30 231V232H31ZM66 231V230H65ZM68 231V230H67ZM69 231H70V229H69ZM68 231V232H69ZM72 231V230H71ZM74 231V230H73ZM77 231V230H76ZM76 231H75V234H76ZM115 232H116V230H114ZM145 231V230H144ZM143 231V232H144ZM154 231V230H153ZM119 232V231H118ZM136 232V231H135ZM137 232H138V229H137ZM146 232V231H145ZM5 233V232H4ZM7 233V232H6ZM12 233H13V231H12ZM74 233V232H73ZM121 233V232H120ZM132 233V232H131ZM130 233V234H131ZM147 233V232H146ZM9 234V233H8ZM70 234V232L68 233V235ZM116 234V233H115ZM124 234V233H123ZM122 234V236H125V235H123ZM126 234H128V233H126ZM134 234V233H133ZM28 235V236H27ZM67 235V236H68ZM117 235V234H116ZM129 235V234H128ZM121 236V235H120ZM131 236H133V235H131ZM134 236H137V235H134ZM260 237H264V236H260ZM136 238V237H135ZM138 238V237H137ZM4 239V240H3ZM21 239H23V241H21ZM133 239V238H132ZM261 239V238H260ZM260 239H259V243H260ZM262 239H264V238H262ZM130 240V239H129ZM21 241V242H20ZM257 241V240H256ZM261 241H264V240H261ZM128 241H126V243H127ZM133 242H131L130 244H132ZM262 244H264V243H262ZM127 245V244H126ZM260 246V244H255V246L257 247V246ZM131 246V245H130ZM252 246V245H251ZM254 246V245H253ZM134 247V249H136L135 248V246H133ZM133 247H132V249H133ZM138 247V246H137ZM255 247H253L252 249H254ZM258 248V247H257ZM128 249H130L129 247H128ZM256 249V248H255ZM254 249V250H255ZM12 250V249H11ZM129 251V250H128ZM253 251V250H252ZM258 251V250H257ZM9 252V251H8ZM7 252V253H8ZM133 252V251H132ZM254 252V251H253ZM10 253V252H9ZM247 254H248V252H246ZM260 253V252H259ZM244 254V253H243ZM247 254H245V256L247 255ZM250 254H253V253H251L250 252ZM247 255L246 257H248V259H249V257L251 256V255ZM262 254V253H261ZM17 256V257H18ZM245 256H244V262L247 260V259H245ZM260 257V256H259ZM258 257V258H259ZM41 258V257H40ZM236 258V257H235ZM17 259V258H16ZM44 259V258H43ZM107 259H109L108 261H106ZM252 259V258H251ZM255 260V259H254ZM253 260V261H254ZM258 260V259H257ZM257 260H255V262L257 261ZM20 261V260H19ZM240 261V260H239ZM242 261V260H241ZM261 261H264V260H262L261 259ZM21 262V261H20ZM129 262H128V264H129ZM243 262V261H242ZM243 262V263H244ZM250 262V261H249ZM255 262H254V264H255ZM21 263H23V262H21ZM27 263V262H26ZM25 263V264H26ZM41 263V262H40ZM235 263V262H234ZM259 262H257V264H258ZM29 264V263H28ZM127 264V263H126ZM141 264V263H140ZM241 264V263H240ZM249 264V263H248ZM251 264H252V262H251Z\"/></svg>",
	"mask_w": 264,
	"mask_h": 264
}]
</instances>
